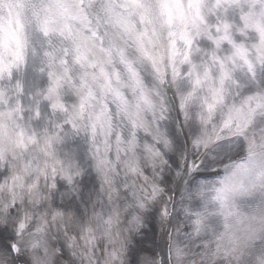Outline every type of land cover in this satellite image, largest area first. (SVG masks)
I'll use <instances>...</instances> for the list:
<instances>
[{
    "label": "snow or ice",
    "instance_id": "6c2138e0",
    "mask_svg": "<svg viewBox=\"0 0 264 264\" xmlns=\"http://www.w3.org/2000/svg\"><path fill=\"white\" fill-rule=\"evenodd\" d=\"M0 264H264V0H0Z\"/></svg>",
    "mask_w": 264,
    "mask_h": 264
}]
</instances>
